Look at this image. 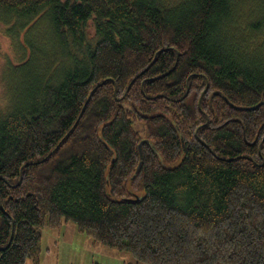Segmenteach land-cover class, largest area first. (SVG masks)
I'll return each instance as SVG.
<instances>
[{"label":"trees","instance_id":"16d2710c","mask_svg":"<svg viewBox=\"0 0 264 264\" xmlns=\"http://www.w3.org/2000/svg\"><path fill=\"white\" fill-rule=\"evenodd\" d=\"M0 27V264L68 222L144 264H264V0H0Z\"/></svg>","mask_w":264,"mask_h":264},{"label":"rangeland","instance_id":"374dc122","mask_svg":"<svg viewBox=\"0 0 264 264\" xmlns=\"http://www.w3.org/2000/svg\"><path fill=\"white\" fill-rule=\"evenodd\" d=\"M12 41L0 27V71L8 59L16 61ZM3 87L0 83V104H3ZM145 137L142 124L135 125ZM39 264H144L138 262L130 253L108 248L79 233L72 222L64 224L59 230L41 229Z\"/></svg>","mask_w":264,"mask_h":264}]
</instances>
